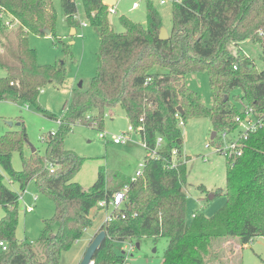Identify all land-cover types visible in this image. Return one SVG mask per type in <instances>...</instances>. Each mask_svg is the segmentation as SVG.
Instances as JSON below:
<instances>
[{
  "label": "trees",
  "instance_id": "16d2710c",
  "mask_svg": "<svg viewBox=\"0 0 264 264\" xmlns=\"http://www.w3.org/2000/svg\"><path fill=\"white\" fill-rule=\"evenodd\" d=\"M56 1L69 29L76 31V0H0V69L4 71L0 100L11 97L33 104L49 118L54 115L38 104V94L47 84L62 86L66 69L62 62L38 63L27 35H46V29L56 37ZM80 3L99 42L97 68L88 86L71 89L57 131L41 136L46 142L44 154L35 149L27 157L22 155L24 126L0 136V241L6 245V250L0 248V264H56L61 251L91 228L90 211L102 208L98 203H107L125 184L122 206L110 211L115 218L104 221L94 233L103 230L105 238L93 255V264H124L123 254L114 250L113 243L126 239H168L161 264H207L217 257L218 246L229 239L243 246L253 237L264 236V124L243 140L240 156L226 161L224 204L212 215L194 213L190 218L184 191L188 158L182 154L183 135L178 125L179 119L185 123L190 117H209L216 132L213 141L217 133L235 130L240 102L264 113V69L240 48L245 41L257 44L264 65V0H183L173 4L166 40L158 38L161 18L149 0L145 26L121 16L122 32L112 29L102 0ZM11 24L15 25L13 32L7 30ZM199 71L207 72L212 106L204 105L184 82L187 74ZM114 106H120L128 123L139 128L136 134L147 148H156L157 137L162 143L154 157H144L141 177L131 180L115 173L106 177L101 166L85 189L74 179L83 158L65 149L63 139L75 124L104 132V110ZM93 109L96 114L90 115ZM13 152L20 155L19 170L12 165ZM5 178L21 192L34 183L53 203V213L42 220L36 240L41 258L29 241L16 237L20 195ZM197 188L206 192L203 185Z\"/></svg>",
  "mask_w": 264,
  "mask_h": 264
},
{
  "label": "rangeland",
  "instance_id": "374dc122",
  "mask_svg": "<svg viewBox=\"0 0 264 264\" xmlns=\"http://www.w3.org/2000/svg\"><path fill=\"white\" fill-rule=\"evenodd\" d=\"M134 1H138L136 8L132 7ZM149 1L159 12L162 27L170 32L172 6L160 4L159 0ZM54 5L57 12L56 37L33 33L27 35L29 46L36 51L38 63L60 64L62 62L66 69L67 79L62 86L47 84L38 94V104L51 112L54 118L44 116L33 104L26 105L11 97L0 100V136L8 131H20L24 126L26 132V140L22 149L24 157L29 156L31 147L39 154H44L46 142L42 141L41 136L57 131L58 118L69 103L71 89L79 85L86 88L97 68L99 42L96 30L88 24L83 15L80 0H76V19L79 24L73 35L69 34L70 29L64 20L59 2L56 1ZM146 6L147 0H116V12L108 15L112 29L116 32L123 31L119 20L121 16L145 26ZM1 18L6 24V16L3 14ZM82 21L86 24L85 26H82ZM8 27L7 30L11 32L15 29L13 24ZM240 48L244 54L256 62L259 69H264L263 63L259 60L260 48L257 44L245 41L240 44ZM3 74L4 71L0 69V76ZM184 82L199 94L204 105H213V94L206 71L187 74ZM234 93L238 91L235 90ZM94 114L96 111L93 109L90 115ZM8 122H11V125ZM128 125L124 110L120 106H114L104 110L101 130L104 131L105 138L99 136V129L81 124L73 125L71 131L65 135L63 147L83 158L74 178L85 189L94 182L101 166L106 171V177L114 173L122 177H131L134 174L138 164L146 155L138 135L135 132H128L126 134L128 138L120 144H114L111 140L112 135L125 133ZM180 127L183 135L182 154L188 158L186 161L188 184L184 189L187 197V218H190L193 213L212 215L225 202L223 192L226 159L215 149L219 144V133H217V139L211 141L212 125L209 117L205 116L190 117ZM11 161L14 169H21L22 161L18 152L12 153ZM0 171H2L1 166ZM6 183L18 190L16 183H9L8 180ZM199 185L205 186L206 192H201L197 188ZM219 189L218 194H213ZM21 195L22 206L23 204L25 207L32 205L33 209L31 212H25L21 206L20 222L16 229L18 235L26 238L33 245L38 258H41L36 240L42 227V220L53 213V203L41 195L32 182L27 185ZM34 196H37L36 201H33ZM110 211V207L108 209L99 208L96 211L93 208L90 211L91 228L85 231L68 249L61 251L56 264H77L93 235V230L105 221ZM129 243L134 248L124 249V245L128 246ZM136 243L139 244L138 247ZM167 245L168 239L163 237L126 239L113 243L114 250L123 254L124 264H161ZM217 252V257L207 264H264V236L253 237L243 246L235 239H229L218 246Z\"/></svg>",
  "mask_w": 264,
  "mask_h": 264
},
{
  "label": "built area",
  "instance_id": "2783aa9c",
  "mask_svg": "<svg viewBox=\"0 0 264 264\" xmlns=\"http://www.w3.org/2000/svg\"><path fill=\"white\" fill-rule=\"evenodd\" d=\"M182 1L183 0H159V3L160 4H170L172 6L173 4H181ZM115 3H116V0H115ZM106 5H107L108 15L116 12L115 4L114 5L106 4ZM137 6H138V1H134L132 3V7L136 8ZM76 17H77V13L75 15V18ZM81 24H82V26L86 25L83 21L81 22ZM168 34H170V32H168ZM175 116H178V112L175 114ZM234 123L236 124L235 130L226 129L224 131L219 132V134H218L219 135L218 136L219 144L217 147H215L216 151L221 153L225 157V159L228 163H230L231 158L241 155V152L243 149V147H242L243 146V144H242L243 140H246L250 133L256 132L257 130H259L263 126V124H264V113H258L252 107L246 106L240 102V114H238L234 117ZM178 125L179 126L184 125L183 120L179 119ZM138 130H139V128L135 129L132 126V124H129L125 133L123 132L119 135H112L111 140L114 144H119L128 138V136H126V134L128 132L137 133ZM52 133H54V132H52ZM99 136L101 138L106 137L104 132H100ZM140 143H141V146L146 151L145 156L154 157L156 155V148L160 147V145L162 143V139H161V137H157L156 148H154V149L147 148V146L144 142H140ZM208 146H209V144H208ZM175 152H176L175 150L172 151L173 154ZM144 164H145L144 160H142L138 164V167L135 170L134 174L130 177L131 180H135V179L142 176ZM170 165L172 166L173 163ZM127 188H128V186L125 184L122 187V189L115 191L112 194L111 198L109 199V201L107 203L104 200H102L98 203V206H100L102 208H106V209H108L110 207L111 210L119 208L123 204V200L125 198V192H126ZM29 210H31V208ZM193 216H194V214H192V217ZM121 217L124 218V215H121ZM114 218H115V216L112 215L111 212H109L105 221H111ZM0 248L2 250H6V245L3 241H0ZM127 248L129 250H132L134 248V246L129 243L128 246L124 245V249H127ZM89 264H93V261H91Z\"/></svg>",
  "mask_w": 264,
  "mask_h": 264
},
{
  "label": "water",
  "instance_id": "95a60500",
  "mask_svg": "<svg viewBox=\"0 0 264 264\" xmlns=\"http://www.w3.org/2000/svg\"><path fill=\"white\" fill-rule=\"evenodd\" d=\"M105 4H109V5H114L115 4V0H102ZM43 32L46 35H50V31L44 29ZM75 30L73 28L70 29V35L74 34ZM168 32L161 27L158 33V38L161 40H166L168 38ZM80 87V85L78 86ZM177 111L182 113V109L180 106H177ZM9 125H11V122H8ZM216 134L215 131L211 132L210 135V139L214 137V135ZM35 149L33 147H31V152H33ZM105 238V232L103 230L97 232L95 235L92 236V238L89 241V244L87 245L80 261L78 264H89L92 261L93 255L94 253L97 251V249L99 248L100 244L102 243V241ZM139 244L136 243V247H138Z\"/></svg>",
  "mask_w": 264,
  "mask_h": 264
},
{
  "label": "crops",
  "instance_id": "0c3cea01",
  "mask_svg": "<svg viewBox=\"0 0 264 264\" xmlns=\"http://www.w3.org/2000/svg\"><path fill=\"white\" fill-rule=\"evenodd\" d=\"M128 121V120H127ZM120 144V143H119ZM0 173H3V170L2 171H0ZM6 179V178H5ZM75 179V178H74ZM6 181H7V179H6ZM10 183V182H9ZM79 183V182H78ZM8 185V184H7ZM17 185V184H16ZM9 187H11V186H9ZM17 187H18V185H17ZM12 189H14L15 191H17V192H19V208H21V206H22V203H21V201H20V198L22 197V195H21V191H19V188H18V190L17 189H15V188H13L12 187ZM213 191V190H212ZM24 192V191H23ZM214 197V196H213ZM36 199H37V196H34V198H33V201H36ZM31 208V210H29ZM22 209H23V211H32V209H33V207H32V205H28L27 207H25V205L23 204V206H22ZM21 211V210H20ZM20 213L21 212H19V222H20ZM194 214V213H193ZM2 215H3V209H2V207L0 206V217H2ZM192 216V215H191ZM19 224V223H18ZM18 227V226H17ZM99 227V226H98ZM98 227H96L94 230H93V235H94V233L96 232V230L98 229ZM92 235V236H93ZM92 236L90 237V239L92 238ZM16 237L19 239V240H26V238H22V236H20V235H18V230L16 229ZM90 241V240H89ZM89 241H88V244H89ZM85 251V250H84ZM84 253V252H83ZM83 255V254H82ZM82 257V256H81ZM81 259V258H80ZM80 261V260H79ZM79 261H78V263H79ZM77 263V264H78Z\"/></svg>",
  "mask_w": 264,
  "mask_h": 264
}]
</instances>
